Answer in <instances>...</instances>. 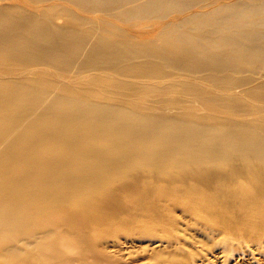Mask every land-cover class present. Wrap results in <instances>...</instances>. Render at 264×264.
<instances>
[{
	"label": "bare ground",
	"instance_id": "bare-ground-1",
	"mask_svg": "<svg viewBox=\"0 0 264 264\" xmlns=\"http://www.w3.org/2000/svg\"><path fill=\"white\" fill-rule=\"evenodd\" d=\"M0 264H264V0H0Z\"/></svg>",
	"mask_w": 264,
	"mask_h": 264
},
{
	"label": "rangeland",
	"instance_id": "rangeland-1",
	"mask_svg": "<svg viewBox=\"0 0 264 264\" xmlns=\"http://www.w3.org/2000/svg\"><path fill=\"white\" fill-rule=\"evenodd\" d=\"M155 20L154 19H141L138 21V23H142V25L137 26L136 28H143L146 30H150L154 25ZM173 98H180L179 93L173 92L172 93ZM188 104V103H185Z\"/></svg>",
	"mask_w": 264,
	"mask_h": 264
}]
</instances>
